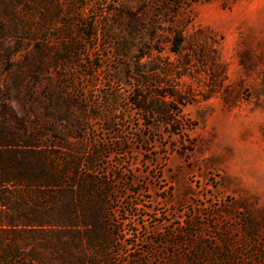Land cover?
Wrapping results in <instances>:
<instances>
[{
	"label": "rangeland",
	"instance_id": "1",
	"mask_svg": "<svg viewBox=\"0 0 264 264\" xmlns=\"http://www.w3.org/2000/svg\"><path fill=\"white\" fill-rule=\"evenodd\" d=\"M0 88L73 162L68 261L264 264V0H0Z\"/></svg>",
	"mask_w": 264,
	"mask_h": 264
},
{
	"label": "trees",
	"instance_id": "2",
	"mask_svg": "<svg viewBox=\"0 0 264 264\" xmlns=\"http://www.w3.org/2000/svg\"><path fill=\"white\" fill-rule=\"evenodd\" d=\"M4 93L0 88V264H87L64 257L67 245L59 233L49 245L45 236L50 229L80 227L79 189L72 184L65 190L62 178L73 162L60 167L51 161L48 150L23 129L24 118L12 111Z\"/></svg>",
	"mask_w": 264,
	"mask_h": 264
}]
</instances>
